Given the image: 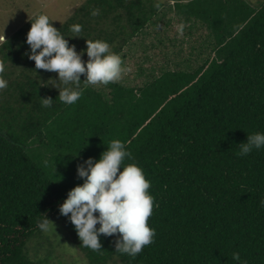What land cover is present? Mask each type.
Masks as SVG:
<instances>
[{
    "label": "trees",
    "instance_id": "trees-1",
    "mask_svg": "<svg viewBox=\"0 0 264 264\" xmlns=\"http://www.w3.org/2000/svg\"><path fill=\"white\" fill-rule=\"evenodd\" d=\"M184 1L86 0L63 25L51 22L78 53L86 39H101L130 69L106 86L81 75L73 105L48 81L58 74L28 58L37 16L0 43L8 81L0 90V264L50 263L54 239L38 226L45 218L61 224L87 264H235L234 252L264 264V148L237 155L247 135L264 133V2ZM49 97L52 107H42ZM113 139L154 197V242L134 259L115 251L117 235H101L100 252L85 247L59 212L83 183L77 166L98 161Z\"/></svg>",
    "mask_w": 264,
    "mask_h": 264
},
{
    "label": "clouds",
    "instance_id": "clouds-1",
    "mask_svg": "<svg viewBox=\"0 0 264 264\" xmlns=\"http://www.w3.org/2000/svg\"><path fill=\"white\" fill-rule=\"evenodd\" d=\"M100 14V9L91 10L93 17ZM51 22L46 14L38 15L31 21L26 43L30 46L28 58L35 62V69L58 74V80L48 81L59 90L61 103L73 105L81 98V75L85 76L83 82L87 85L106 86L120 82L130 71L108 42L86 39V49L78 53L75 45L70 46ZM82 28L79 24L71 27L77 34L74 37H81ZM184 28L183 23L177 26L178 35H183ZM4 41V35L0 36V43ZM85 52L87 61L82 59ZM4 71L5 65L0 62V90L8 87ZM40 100L44 108H51L54 101L50 97ZM239 146V157L264 148V133L247 135L246 142ZM126 158L131 159V153L125 143L113 139L98 161L90 157L78 165L77 175L83 183L68 192L59 212L74 225L85 247L100 252V236L117 235L115 251L134 259L154 242L156 232L148 224L153 214L154 197L148 191L151 182L146 179L143 169L134 163L125 165ZM261 204L264 205V200ZM50 222L45 218L38 226L48 231ZM51 225L54 226L52 222ZM232 259L235 264H246L239 252H234Z\"/></svg>",
    "mask_w": 264,
    "mask_h": 264
},
{
    "label": "rangeland",
    "instance_id": "rangeland-1",
    "mask_svg": "<svg viewBox=\"0 0 264 264\" xmlns=\"http://www.w3.org/2000/svg\"><path fill=\"white\" fill-rule=\"evenodd\" d=\"M86 0H0V36L12 37L27 25L28 21L40 14H46L57 26L63 25ZM161 3L176 4V0H156ZM191 0H189L190 2ZM256 9L264 0H246ZM188 0L184 1L187 3ZM174 8V6H172ZM49 226V234L54 239L53 258L49 264H87L84 255L68 240L61 224L54 220ZM48 235V234H47ZM61 239V241H59ZM31 255L36 251L30 249ZM38 254L42 255L43 252ZM43 258V257H42ZM114 264V263H111ZM117 264V263H115Z\"/></svg>",
    "mask_w": 264,
    "mask_h": 264
},
{
    "label": "crops",
    "instance_id": "crops-1",
    "mask_svg": "<svg viewBox=\"0 0 264 264\" xmlns=\"http://www.w3.org/2000/svg\"><path fill=\"white\" fill-rule=\"evenodd\" d=\"M1 36H3V35H1ZM5 37V36H4Z\"/></svg>",
    "mask_w": 264,
    "mask_h": 264
}]
</instances>
